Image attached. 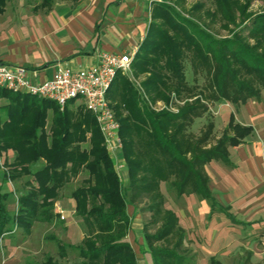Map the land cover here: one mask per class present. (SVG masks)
I'll list each match as a JSON object with an SVG mask.
<instances>
[{
    "label": "trees",
    "instance_id": "16d2710c",
    "mask_svg": "<svg viewBox=\"0 0 264 264\" xmlns=\"http://www.w3.org/2000/svg\"><path fill=\"white\" fill-rule=\"evenodd\" d=\"M6 1L0 0V13ZM205 1L211 6L204 10V16L211 23L220 20L233 26L235 14L242 17L250 2L243 0L242 6V0H204L193 10L205 8ZM155 13L161 15L162 28L152 24ZM149 19L146 35L131 62L134 76L148 74L140 84L144 94L124 74H117L107 95L120 126V157L126 167L127 183L116 172L97 123L83 105L69 108L71 102L60 110L51 101L0 90V100L5 102L0 112L6 115L4 119L0 116V161L2 153H13L11 160L3 158L7 172L0 171V239L11 231L8 226L12 228L14 223L12 210H18L15 224L25 233L36 220L51 222L59 191L80 173L84 174L81 184L70 194L74 214L84 227V237L77 247L80 261L74 264H137L135 252L126 240L130 224L127 210L143 198L149 201L147 209L152 212L153 223H161L154 235L145 233L153 264H179L174 249L153 246L154 241H168L177 232L175 215L163 209V181H169L179 195L193 193L212 210L220 208L209 188L204 166L212 160L228 163V148L240 144L253 129L236 123L231 115L214 143L210 121L197 138L183 133L179 137V133L207 113L208 102L237 106L248 100L260 101L264 94V16L250 21L247 32V37L255 40L252 50L258 49V55L238 43L213 39L198 23L183 18L175 4L163 8L153 2ZM232 47L237 49L233 55ZM189 54L191 60L204 54L202 62L211 54L216 62L217 74L209 79L206 89L190 86L185 80L183 60ZM233 62L246 65L247 70L232 68ZM244 72L250 78L238 79ZM256 86L260 87L258 91ZM170 95L193 97L174 114L149 110L148 104L157 100L169 104ZM48 110H52L53 117L46 130ZM84 143L87 146H81ZM38 162L43 166L33 171L32 166ZM22 175L32 176L36 185L27 181L28 190L18 196L17 207L13 208L11 192L5 187L8 181ZM50 239L63 246L56 237ZM60 252L64 255L65 251ZM42 264L61 263L47 255ZM211 264L219 263L211 259Z\"/></svg>",
    "mask_w": 264,
    "mask_h": 264
},
{
    "label": "crops",
    "instance_id": "0c3cea01",
    "mask_svg": "<svg viewBox=\"0 0 264 264\" xmlns=\"http://www.w3.org/2000/svg\"><path fill=\"white\" fill-rule=\"evenodd\" d=\"M153 2L53 0L50 6L39 10L3 12L0 17V64L24 67L34 72L35 79L41 82L51 79L60 65L72 70L93 67L102 52L134 54L146 35ZM225 109L227 123L232 115L236 123L253 129L240 144L228 148V163L212 160L204 166L209 188L220 207L214 212L227 214L230 220L227 229H222L221 224H217V231L213 229L210 221L215 217H209L211 208L205 200L193 193L177 194L169 181L160 185L163 209L173 212L177 219V241L171 243V248L168 241L163 240L154 241L153 246L168 249L178 246L175 255L179 264H211V259L219 264H264V95L260 101L248 100L237 106L213 103L211 112L208 110L196 117L179 137L182 133L195 138L201 136L203 121L206 124L210 121L214 143L227 126L224 124L222 131L217 132V121L224 118ZM120 174L122 180L127 181L126 167ZM67 202L73 206L70 200ZM54 204L63 211L64 219L60 214L57 217L64 222L65 231L71 232L76 223L72 217L74 212L66 207L68 205ZM137 204L139 201L127 210L130 224L126 240L135 252L137 264H153L145 233L154 235L161 223L154 224L152 212ZM207 216L210 220L206 223ZM148 226L155 227L153 232L147 230ZM236 226L243 228L244 237L234 236L232 231ZM83 237L79 238L80 243ZM204 246H207L205 251ZM235 246L240 250L233 251ZM0 247L3 264L12 263L4 253L22 250L20 246L7 249L2 240ZM64 257L60 254L58 262L66 261Z\"/></svg>",
    "mask_w": 264,
    "mask_h": 264
},
{
    "label": "rangeland",
    "instance_id": "374dc122",
    "mask_svg": "<svg viewBox=\"0 0 264 264\" xmlns=\"http://www.w3.org/2000/svg\"><path fill=\"white\" fill-rule=\"evenodd\" d=\"M48 1L45 2V0H8L6 1L5 7L3 12L4 13H10L12 10L17 9V11L23 12L25 9H34V10H39L42 8H45L47 6H50L53 2V0H46ZM155 5H161L163 8L165 6H174L175 4V10L185 19L196 22L199 24V26L202 28L203 31L209 32L213 39L215 40H229L230 42H235L240 45H242L245 49L251 50L252 53L255 55L260 54V51L258 49L252 50V47L254 45L255 40L247 37V32L250 28V21H254L257 18H261L264 16V3L260 0H250L248 3V6L246 5V8L244 10V13L242 14V17H239L238 12L235 14V22L236 25H229L226 24L225 22H220L215 21V23H211L208 18L204 16V10L207 7H210V3L205 1V8L195 11L193 8L197 5H201L204 3V0H183V1H176V0H154ZM240 4L243 6L244 2L243 0L240 1ZM4 13H0V17L3 16ZM168 13V12H167ZM169 15V13H168ZM1 19V18H0ZM152 24L156 26H160L162 28V19L161 15L155 13V15L152 17ZM222 24H226L225 28L222 26ZM188 31V30H187ZM203 49V48H202ZM204 52V51H203ZM237 52L236 47H232L231 54H235ZM204 55V54H203ZM202 55V57H203ZM200 55H196L193 57L191 60L190 54L188 56L184 57L183 60V66H184V77L185 80L188 82L190 86H195L196 88H205L207 85L209 79L212 76H215L217 74V67L215 69L216 62L212 61V56L211 54L206 57L205 60H200L202 59ZM226 58H229V55H226ZM235 62L231 63L232 68H241V71L247 70V66L244 64H235ZM124 76L127 78L128 81H130L133 85L134 88L138 91L141 92L142 94L144 90L140 84L142 81H144L146 78H148V74H138L134 76L132 69L128 74H124ZM250 74H246L244 72V75L238 76V79H243V80H248L250 78ZM260 87L256 86V90L258 91ZM206 89V88H205ZM197 90V89H196ZM10 92V91H7ZM203 92L208 93V91L203 89ZM15 94V93H14ZM264 95V94H263ZM171 97L173 95H170ZM193 96H181V97H176L173 96V101L172 104H166L165 102H162L160 100H157L156 102L152 104H148V108L150 111L158 114L161 112H167V113H176L180 108H182L185 104V102L190 103L192 100L190 98ZM39 100H45L42 98H38ZM145 99V98H144ZM192 99V98H191ZM48 101V100H46ZM146 101V100H145ZM5 102L3 100H0V106L4 104ZM111 103V102H110ZM72 104V103H71ZM69 104V108H73L74 106L77 105H82L81 101H75L71 105ZM208 110L213 107L212 102H208L207 104ZM210 111V110H209ZM211 112V111H210ZM228 111L225 109L224 113L226 114L224 116V120L221 119L219 122L217 121V132H221V127L224 126V124L227 123L228 120ZM0 116L4 119L6 117L5 113L0 112ZM53 117V112L52 110H48L47 112V125H46V130H49V126L51 123ZM204 125L203 128H206V122L203 121ZM87 136H90L87 134ZM81 146L85 147L87 146L86 143L82 144ZM4 156H7V159L11 160L13 157V153L9 151L6 155L5 153H2V160L0 161V171L2 172H7L6 167L3 165V158ZM43 166L42 162H38L37 164L32 166V170H37L40 169ZM9 173V171H8ZM82 173H80L76 178H72L60 191L58 194V198L55 200L56 203H62L63 205H68V209H72L71 211L74 212V204L73 206L67 202V200L71 203L73 201L71 200L70 194L71 192L80 186L81 180L83 179ZM121 178V174L119 175ZM122 179V178H121ZM127 180V179H126ZM27 181L30 182L32 185H36L34 178L32 176H21V178L17 180H10L8 181L7 186L5 189L9 192H11V201H13L14 205L13 208L17 207V198L20 194L23 192H26L28 190V186L25 184ZM123 181V180H122ZM124 182V181H123ZM124 183H127L125 181ZM163 202V199H162ZM61 205V204H60ZM138 205V204H137ZM139 205L141 206L140 208H146L149 206V201L146 198H143L142 200H139ZM138 205V206H139ZM12 207V206H11ZM215 209H210L209 217H215L213 218V221H210L213 225V229L215 231L218 230L217 224H221V228H226L230 224L229 218H227V214H219L216 215L214 212ZM14 212V223L12 228L10 226L9 229H11L10 232H7L2 235L1 239L4 244L6 245L7 249H10V246L12 248L14 247H19L20 246V252H12L11 254L9 253H4L6 255L5 258L7 259L9 257L10 260H12L11 264H42L44 261L45 256L50 255L53 257L55 260L59 261V255L61 254L60 250L64 249V258H67L66 261H62L63 264H74L80 261V258L78 256V250L77 247L80 244L79 238L84 236V227L82 223L80 222V219L75 216L73 213L72 217L75 220V227L71 232L65 231V226L64 222L58 219L57 217L60 213L59 210L56 208L55 204L53 205V213L55 214V217L51 220V222H44V221H39L36 220L33 222L31 228L29 229L28 233H25L19 226H16V216L18 215V210H12V213ZM66 212V211H65ZM11 213V214H12ZM213 215V216H212ZM210 220L207 216V218H204V222H209ZM69 219L67 220V222ZM149 225V223H148ZM155 227L148 226L147 230L153 232V229ZM220 228V229H221ZM146 230V231H147ZM178 232V231H177ZM176 232V233H177ZM174 233V235L168 240L167 244L168 247H172V242L177 241V234ZM234 236H239V237H244L246 233H244V230L240 226H236V228L232 231ZM228 234V233H226ZM51 236L56 237L63 246H59L56 244V242L52 239H50ZM67 237H71L70 240L67 239ZM73 237V238H72ZM75 242H72V241ZM75 244L71 247H67V245L64 244ZM208 246H209V242ZM262 243H264V238L262 240ZM171 245V246H170ZM205 245V244H204ZM207 245V244H206ZM62 247V248H61ZM207 248V246H204V251ZM240 250L239 247H236L233 249V251H238ZM178 246L174 248V253H178ZM61 263V262H60ZM61 263V264H62ZM0 264H3L2 262V256H1V247H0Z\"/></svg>",
    "mask_w": 264,
    "mask_h": 264
},
{
    "label": "built area",
    "instance_id": "2783aa9c",
    "mask_svg": "<svg viewBox=\"0 0 264 264\" xmlns=\"http://www.w3.org/2000/svg\"><path fill=\"white\" fill-rule=\"evenodd\" d=\"M134 54L102 52L90 68L72 70L58 66L51 79L37 81L36 74L20 66L0 64V90L28 94L57 104L62 110L67 104L81 101L99 128L103 144L113 160L118 175L125 167L120 152L122 141L108 92L117 74H128ZM173 96L169 104H172ZM177 112V111H176ZM64 219L63 211L59 210Z\"/></svg>",
    "mask_w": 264,
    "mask_h": 264
}]
</instances>
